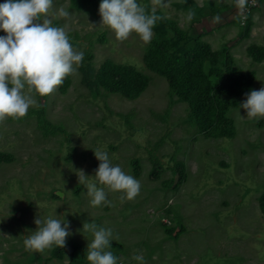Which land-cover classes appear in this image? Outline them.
Wrapping results in <instances>:
<instances>
[{"label": "rangeland", "instance_id": "1", "mask_svg": "<svg viewBox=\"0 0 264 264\" xmlns=\"http://www.w3.org/2000/svg\"><path fill=\"white\" fill-rule=\"evenodd\" d=\"M137 2L178 23L186 41L165 28L175 47L192 49L199 38L222 53L215 66L205 60L198 74L218 101L219 116L201 132L188 104L147 67L158 23L149 43L135 33L118 41L100 26L101 0H53L46 18L65 28L84 59L52 95L31 93L36 104L26 117L0 122V152L12 155L0 164V264H88L93 237L83 233L85 221L112 230L117 239L110 250L124 264H140L133 257L141 254L144 264H264V118L247 119L239 108L244 96L216 94L226 79L213 72L225 69L228 54L244 80L252 73L250 91L264 87V60L247 54L249 45L264 46V0L244 25L236 0ZM61 8L68 17L59 15ZM106 60L140 71L148 87L136 99L104 90L96 73ZM223 125L231 136L220 135ZM97 148L140 181L134 200L105 188L108 203L91 206L77 171L96 183ZM179 164L185 167L181 184ZM38 215L70 225L62 258L52 255L54 246L43 253L25 249Z\"/></svg>", "mask_w": 264, "mask_h": 264}, {"label": "clouds", "instance_id": "2", "mask_svg": "<svg viewBox=\"0 0 264 264\" xmlns=\"http://www.w3.org/2000/svg\"><path fill=\"white\" fill-rule=\"evenodd\" d=\"M248 2L236 0L241 15ZM252 2L254 4L255 0ZM52 3L53 0H5L0 4V31L6 33L0 36V122L26 117L30 107L36 104L30 94L52 95L84 59V53L73 48L65 28L52 26L46 18ZM99 14L100 26L112 30L118 41H125L135 33L149 43L154 26L162 19L154 10L149 14L137 0H101ZM59 15L68 17L69 12L61 8ZM42 17L43 23H39ZM239 108L246 112L247 119L264 118V87L246 93ZM94 155L100 162L94 176L96 183L90 182L92 177L83 170L77 171L79 184L87 187L91 206L108 203L105 188L123 193L121 200L131 201L140 194V181L126 174L119 165H113L107 152L97 148ZM34 223L37 230L24 239L26 250L43 253L53 246L66 247V238L71 235L67 222L51 216L43 220L38 215ZM82 231L93 237L87 245L88 264H118L110 250L117 239L111 229L85 221ZM133 259L144 264L142 254Z\"/></svg>", "mask_w": 264, "mask_h": 264}, {"label": "trees", "instance_id": "3", "mask_svg": "<svg viewBox=\"0 0 264 264\" xmlns=\"http://www.w3.org/2000/svg\"><path fill=\"white\" fill-rule=\"evenodd\" d=\"M155 14L162 19L158 20L159 28L156 30L152 46L146 54L147 67L164 77L168 84L175 89L178 97L186 102L190 108L195 123L201 132L210 130L215 117L219 116L220 105L216 98L210 95L208 88H205L198 74L203 67V62L208 60L213 66L218 63L222 53L211 49L207 42L196 38L192 49L175 47L173 41L166 37L165 28L171 31L176 40L186 41V33L179 27L178 23L164 16L160 12ZM249 20V17H248ZM247 54L254 62L264 60V46L249 45ZM228 65L224 70L214 68L213 72L221 78L226 79V85L215 91L216 94L226 93L229 96H244L251 89L252 73L244 80V75L233 66V58L226 55ZM97 83L104 90L119 94L127 99H136L148 87L149 79L140 71L129 65L117 64L110 60L104 61L96 73ZM231 127L224 126L220 131L221 136H231ZM12 161V155L0 152V164ZM136 163V167H137ZM179 175L178 183L185 178V167L182 164L177 166ZM264 212V193L260 201ZM54 246L52 255L62 258L67 249Z\"/></svg>", "mask_w": 264, "mask_h": 264}, {"label": "built area", "instance_id": "4", "mask_svg": "<svg viewBox=\"0 0 264 264\" xmlns=\"http://www.w3.org/2000/svg\"><path fill=\"white\" fill-rule=\"evenodd\" d=\"M259 0H255V3L253 4L252 0H249L246 11L244 12L243 15L240 14L239 11V21L241 24H245L248 20V17L251 15L252 8L257 5ZM118 264H124L123 261H118Z\"/></svg>", "mask_w": 264, "mask_h": 264}]
</instances>
